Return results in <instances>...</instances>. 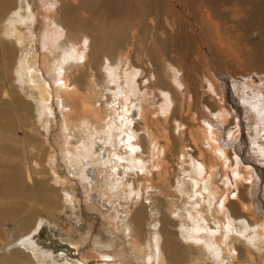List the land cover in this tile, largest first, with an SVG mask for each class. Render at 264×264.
I'll list each match as a JSON object with an SVG mask.
<instances>
[{
    "label": "bare ground",
    "instance_id": "6f19581e",
    "mask_svg": "<svg viewBox=\"0 0 264 264\" xmlns=\"http://www.w3.org/2000/svg\"><path fill=\"white\" fill-rule=\"evenodd\" d=\"M221 29L242 30L233 49ZM0 33L15 86L29 97L0 101V117L13 132L16 117L37 112L42 144L52 148L51 137L57 146L40 156L37 174L49 175L36 178L29 161L26 175L16 165L12 181L0 180V228L12 221L25 238L48 218L75 246L63 264H112L109 254L119 264H264V192H249L264 175L250 152L264 151L255 147L264 133V0H0ZM227 49L233 58L222 57ZM184 50L221 68L202 66L190 87ZM232 77L251 79L240 100ZM203 82L199 112L192 95ZM243 106L260 133L232 144L223 131L241 126ZM11 234L0 264L46 260L29 237L10 247Z\"/></svg>",
    "mask_w": 264,
    "mask_h": 264
},
{
    "label": "rangeland",
    "instance_id": "374dc122",
    "mask_svg": "<svg viewBox=\"0 0 264 264\" xmlns=\"http://www.w3.org/2000/svg\"><path fill=\"white\" fill-rule=\"evenodd\" d=\"M74 12H76V11H74ZM223 21L226 22V20H223ZM223 21H222V23L224 24ZM226 25L225 26L228 27L231 24L227 23ZM168 30H170V29H168ZM222 30L223 29H221V31H220V36H221L220 38L222 39L224 37L222 40L226 44V47L229 48V49L230 48L233 49V47L235 46L234 43L236 42V44H238V41L241 39V37L243 35V33L241 32L242 30L237 29L236 30L237 32H235L236 34L233 33L234 31L231 32V34L233 33L234 35L233 34L231 35L230 31L229 32L228 31L224 32V30L223 31ZM237 34H239L238 36L241 35L240 38L238 36H236ZM215 35H216L215 33H212L211 37L213 39H211V40L216 43V42H218L219 39H217L218 37L215 36ZM255 36H256V34H254V37ZM231 41H232V43H231ZM6 43H10V41H8L7 39H4L2 37V35H1V33H0V44H1V46L3 47L4 44H6ZM259 44H262V43H259ZM237 46H236L237 49H240L241 50L240 52L243 53L244 52L243 46L242 47H241V45H237ZM2 47H0V71H1L0 72V74H1L0 75V99H1L0 101L1 102L2 101H10L11 100V95H15V96H19V97L23 96V98L26 99L25 102H29L28 95H26V94L24 95V92L17 85L15 86V84H16V80H15L16 76L14 75L13 70H12V68H13L12 67V63H11V61H9V60H11V58L7 55V52L4 51V48H2ZM248 48H250V46ZM229 49H227L228 51L225 50V54H223L222 57H225L226 59L233 58L232 56H230L231 50H229ZM242 49H243V51H242ZM185 51H187V50H184V57L185 58L183 57V60H185V61H183V60H181V61L186 63L185 66H187V68L185 69V72H187V74H185V75H186V77L188 79V85H190V83H191L190 87L194 86V85H192V83H199L200 82V80L202 78V74L201 73L203 72V68L205 70L209 69L210 72H212V73L214 72L215 68L216 69H217V67L221 68V65H219L217 62L215 64H213L215 66H213V68H211V67L205 65V63L203 62L204 60H203V58H201V56H200V60H199L198 59V55L195 54V53H192L191 50H188V52L190 51L191 53L190 52L189 53H185ZM232 51H234V50H232ZM173 56H175V55L173 54ZM202 66H203V68H202ZM229 69L232 70L231 68H229ZM196 75H197L198 78H196ZM232 78L233 79H231V85L233 86L234 93H235L236 97L238 98V100H240L239 95H241V91H242L243 85L246 86V83L251 81V79L248 78V77H245V78H243L241 80L238 79V77H235V78L232 77ZM253 78L257 79L255 84H257L258 87H259L262 84V82L260 81L259 76L257 74H254ZM7 85H10L11 88H12V89L10 88L11 90L9 89L10 90L9 92H8L7 87H6ZM202 85L204 86L205 83L204 82L201 83L200 88L195 92L194 95H192V98H194L195 100H199V102H198L199 112L201 110V101H203L204 94H205V92H204L205 88ZM84 86L85 85H82L83 88H84ZM262 86H263V89H261V92L264 91V85H262ZM6 91L8 93H6ZM29 93H31V89H30V86L27 85V94H29ZM31 102H33V101L31 100ZM6 105H7V103H6ZM243 107H244L243 109L246 112L244 111L243 112L244 115L242 114V116H241V118L243 120V123H241V126H239L238 122L235 121L236 122L235 124L232 122V124H230L227 127V130L223 131V135H224V137H226L225 140L228 139L227 141H229V142L231 141L230 143H232V144L235 142L234 140H238L236 142H240L241 139L244 138V137L247 138V142H250L249 141L250 140V136L254 137L259 132L257 130V128H255V124L256 123L254 122L255 120H254V117L252 115L254 112L251 109H249V108H247L245 106H243ZM209 111L211 112V110H209ZM213 113H211V115L214 118ZM234 113H233L232 117H234V120H237V116ZM36 114H37V112H36ZM36 114L35 115L34 114L28 115L29 118L27 120L25 118L22 119V121H23L22 123H21L20 119L18 117H16V126H15V129H14L13 132L9 131L8 128H7V125H6L7 122H8L7 119L0 117V123L5 125V126L3 125L4 126L3 128H0V133H1V135H0V180L7 181V182L12 181V178H13V173L12 172L13 171L10 170V169H11V167L16 166V165H22V168H24L23 171L25 172V175H26L27 169H25V168H28L29 161H30V165H33V168H36L35 170H33V172H34L33 174L35 175L36 178L39 177V175L40 176L41 175H49L48 173H44V172H42L41 174H37V170L40 169L39 167H41V169L45 168L44 164H43L44 163V158L43 157H45V159H46V157L49 156L50 149L52 151L54 150V152H55V148L57 150V146L53 145V142H51L52 140H51L50 136H49L50 137L49 145H52L53 147L49 148L48 144H46V143L42 144V142H41L42 141V137H43L42 135L44 134V133L42 134V132H44L45 130H44L42 124L38 121V118H37ZM43 121L48 123L49 122V118L45 117ZM242 127L245 130L242 129ZM37 128L40 129V131H38ZM237 129H239V130H237ZM7 132H9V134ZM237 132L239 133V137L240 138L237 137L235 139L234 136H230L231 133H237ZM37 134H39L38 135L39 137L36 136ZM40 136H42V137H40ZM32 137L33 138L36 137V139L38 138L37 140H40V142L37 141L36 139H34V141H33V139H31ZM258 139L259 140L256 141L255 147H257V146L260 147V146H262V144H264V133H261V136ZM13 141H14V143H13ZM23 142L25 143L24 146L22 144ZM37 142H39V144ZM33 144L35 145V147H34ZM40 145H43V146H40ZM19 146H20V149H19ZM38 146L39 147H43V148H40L41 151L43 150L42 152L38 148H36ZM21 147H23V148H21ZM37 149L44 156L41 155L37 151ZM30 150H34L33 153ZM45 150L48 151V152H46ZM261 150L262 151H256L255 149H252L250 147V152L252 151L251 155L253 154L252 156H254L253 158L256 159V163L259 164V166H261L263 168V170H264V157H263L264 153H261V152H264V151H263L262 148H261ZM30 152H31V154H30ZM44 152H46V153H44ZM23 153H24V155H23ZM36 153H38V155H36ZM234 153H235V150H234ZM33 154H35V157L36 156L38 157V160H36L37 157L36 158L33 157L34 156ZM46 154H47V156H46ZM22 156L25 157V158H23ZM40 156H41V158H43L42 159L43 163L41 162ZM17 157H18V159H17ZM32 157H33V159H31ZM28 159H30V160H28ZM36 162L39 163V165L38 166L36 165V167H35L34 164H36ZM255 166H257V165L255 164ZM228 172L229 171H227L226 173L228 174ZM218 178H220V175H218ZM26 180H27V177H26ZM219 183L223 184L221 181H219ZM252 185L253 186H251V189L249 190L250 195H254V193L256 192V189H257V192H259V190H260V189H258L259 186H261V189H262L261 191L264 192V175L260 179L257 176V179L254 181V183ZM262 197H264V193H263ZM52 225H53V227H52ZM16 227H17L16 223H13L12 221H5L3 223V227L0 228V230H1L0 231V238H2V242L0 243V246H2L3 241H5L7 239L6 233L10 231V234L12 233L9 236L10 240H11L10 243H12V244H10L11 245L10 247H12V248L22 247L23 245L21 243L23 241L26 242V241L30 240V238H31L32 241L31 240L30 241L34 242L35 243V247L40 249V250H42L43 254H44L43 256L46 257V260L41 262V264H63L62 260L60 259L59 256L61 254L65 253V252L68 253V255H69L71 252L74 251L75 246L70 245V244H68V243H66V242H64V241H62L60 239V237L56 234V228H58V227L55 226L54 223L52 224V221H50L48 218H44L41 222H39L37 228L34 229L35 231H33L30 235L26 236L25 238H22V237H19V236L16 235L17 231L16 232L14 231L16 229ZM4 232H5V234H3ZM201 234L205 235L206 232L202 231ZM28 237H29V239L27 240ZM263 243H264V240L259 242L258 246L261 247L263 245ZM27 244L29 245V243H27ZM71 248H73V251L71 250ZM69 251H71V252H69ZM44 252H46L47 254L44 253ZM109 255L110 256L112 255L111 256L112 260H111L110 263H112V262H113L112 264H119L120 263V258L118 256H116L114 254H109ZM107 258L108 257H106L105 259H107ZM230 263L232 264L231 261L229 262V264ZM97 264H100V263H97Z\"/></svg>",
    "mask_w": 264,
    "mask_h": 264
}]
</instances>
